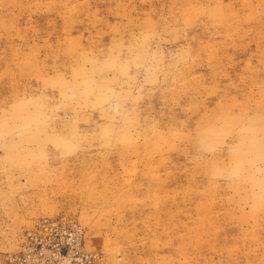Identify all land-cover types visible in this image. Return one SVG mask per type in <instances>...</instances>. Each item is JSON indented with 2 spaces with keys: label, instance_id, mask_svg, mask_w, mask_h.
<instances>
[{
  "label": "rangeland",
  "instance_id": "374dc122",
  "mask_svg": "<svg viewBox=\"0 0 264 264\" xmlns=\"http://www.w3.org/2000/svg\"><path fill=\"white\" fill-rule=\"evenodd\" d=\"M55 217L99 264H264V0H0V264Z\"/></svg>",
  "mask_w": 264,
  "mask_h": 264
},
{
  "label": "built area",
  "instance_id": "2783aa9c",
  "mask_svg": "<svg viewBox=\"0 0 264 264\" xmlns=\"http://www.w3.org/2000/svg\"><path fill=\"white\" fill-rule=\"evenodd\" d=\"M101 253L89 250L82 226L70 219L40 218L23 231L11 264H99Z\"/></svg>",
  "mask_w": 264,
  "mask_h": 264
}]
</instances>
